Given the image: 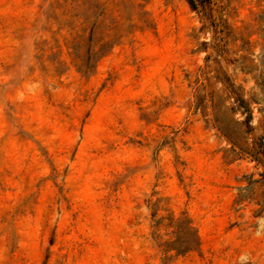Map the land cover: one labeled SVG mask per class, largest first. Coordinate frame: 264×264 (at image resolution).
Returning a JSON list of instances; mask_svg holds the SVG:
<instances>
[{
    "label": "rangeland",
    "instance_id": "374dc122",
    "mask_svg": "<svg viewBox=\"0 0 264 264\" xmlns=\"http://www.w3.org/2000/svg\"><path fill=\"white\" fill-rule=\"evenodd\" d=\"M0 0V264H264V0Z\"/></svg>",
    "mask_w": 264,
    "mask_h": 264
},
{
    "label": "trees",
    "instance_id": "16d2710c",
    "mask_svg": "<svg viewBox=\"0 0 264 264\" xmlns=\"http://www.w3.org/2000/svg\"><path fill=\"white\" fill-rule=\"evenodd\" d=\"M189 4H190L191 6H193V2H192L191 0H189Z\"/></svg>",
    "mask_w": 264,
    "mask_h": 264
}]
</instances>
